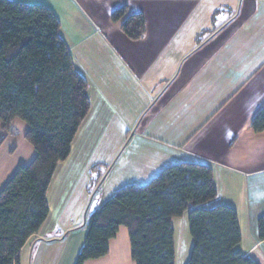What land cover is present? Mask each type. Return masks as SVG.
Instances as JSON below:
<instances>
[{
    "label": "crops",
    "instance_id": "obj_1",
    "mask_svg": "<svg viewBox=\"0 0 264 264\" xmlns=\"http://www.w3.org/2000/svg\"><path fill=\"white\" fill-rule=\"evenodd\" d=\"M63 6L67 14L59 19L60 35L89 79L91 110L69 157L57 165L47 191L48 217L17 264H75L89 216L106 195L126 184H146L182 161L212 167L213 205L237 209L238 248L264 264L258 234L264 215V132L251 126L264 105V0L146 1L135 10L146 18L139 40L96 27L77 5ZM217 10L225 15L213 22ZM98 30L103 39L96 44ZM113 85L127 87L129 98L111 91ZM114 130L112 147L106 138ZM27 131L20 119L14 120L13 132L0 127V192L36 156ZM104 166L106 172H100ZM95 171L98 182L89 193ZM99 184L100 196L91 204ZM85 264H136L128 229L120 227L106 256Z\"/></svg>",
    "mask_w": 264,
    "mask_h": 264
},
{
    "label": "trees",
    "instance_id": "obj_2",
    "mask_svg": "<svg viewBox=\"0 0 264 264\" xmlns=\"http://www.w3.org/2000/svg\"><path fill=\"white\" fill-rule=\"evenodd\" d=\"M122 31L139 40L146 31L142 12L127 4L112 13ZM61 23L43 3L0 0V127L28 125L26 140L36 156L21 165L0 192V264H17L26 243L49 214L47 191L57 165L66 160L91 110L89 79L60 35ZM252 128L264 132V105ZM92 181L89 193L96 187ZM217 197L213 169L182 161L164 168L148 183L126 184L89 216L87 236L75 264L106 256L120 227L129 231L136 264H175L173 220L189 210L193 239L188 264H259L239 248V214L227 204L206 205ZM264 240V215L258 220Z\"/></svg>",
    "mask_w": 264,
    "mask_h": 264
},
{
    "label": "rangeland",
    "instance_id": "obj_3",
    "mask_svg": "<svg viewBox=\"0 0 264 264\" xmlns=\"http://www.w3.org/2000/svg\"><path fill=\"white\" fill-rule=\"evenodd\" d=\"M29 1L32 3L48 4L54 10L56 15L59 16L60 20L61 19L63 20V16H65V14H67V13H63V11H62V9L64 7L63 5L72 6V7L68 8L69 10H72L73 6L77 5L79 7V9L84 12L83 15L87 19L92 20L93 22L96 23V27L97 26H99L101 28L108 27V28H111L114 33L118 34L122 31V21L117 22V21H114L112 19L113 11L116 8L122 6L123 4H127L128 13L133 14V13L139 12V11H135V10H139L138 5L140 3H142V6H143V4L146 1H151V0H29ZM205 1L206 0H203V2H205ZM218 6H219V1H216L215 7L217 8ZM198 10H200V7L198 8ZM229 13H230V11L227 12V14H229ZM224 15H225L224 11L217 10V12L213 13V15H212L213 17L215 16V19H213V22H217L218 20L223 18ZM230 15H231V13H230ZM211 28H212V25L209 24L207 29H206L207 34L210 32ZM218 28H220V25ZM102 37H103V34L101 33V31L98 30L97 31V37H93V42H95L96 44L102 43V41L100 40V39H103ZM200 41H201V39L199 37V42ZM115 89H116V93H118L121 98H123L124 97L123 95H125V94H130V91L127 89V87L117 88L114 85H113V87H110L111 91L115 90ZM125 96H127V98H129L128 95H125ZM129 102H131V101H129ZM129 104H127V105H129ZM115 120L118 122V124L120 126H121V123H123L119 114L117 116H115ZM120 121H121V123H120ZM118 130H119V128H117V132H118ZM112 133H113V136L112 137L107 136L106 140L113 147L116 145V141H114V140H116V137H117L116 130L112 131ZM104 168H101L100 172H104V171L106 172V167L104 166ZM108 169H109V167L107 168V170ZM98 176L99 175H98V171H97L93 175V178L94 177L98 178ZM97 193H98V195L95 198H98L100 196L101 188ZM110 196H112V195H106L104 197V199L106 200ZM90 199H91V195H90ZM94 200L95 199H92L91 204H93ZM213 203H214V200L210 201L206 205L211 206V205H213ZM173 227L175 230V241H176V248H175L176 264H188L191 248L193 245V239H192V236L190 234V228H189V210H187L182 216L174 218Z\"/></svg>",
    "mask_w": 264,
    "mask_h": 264
},
{
    "label": "built area",
    "instance_id": "obj_4",
    "mask_svg": "<svg viewBox=\"0 0 264 264\" xmlns=\"http://www.w3.org/2000/svg\"><path fill=\"white\" fill-rule=\"evenodd\" d=\"M101 184H99L98 186H97V189H95V191L93 192V194H92V196H91V200L92 199H94V196L97 194V192L100 190V188H101Z\"/></svg>",
    "mask_w": 264,
    "mask_h": 264
}]
</instances>
